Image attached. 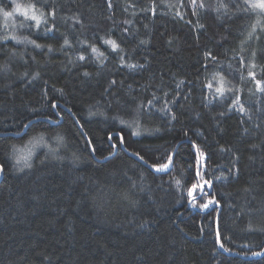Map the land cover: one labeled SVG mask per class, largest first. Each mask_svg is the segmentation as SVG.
I'll list each match as a JSON object with an SVG mask.
<instances>
[{
  "label": "trees",
  "instance_id": "obj_1",
  "mask_svg": "<svg viewBox=\"0 0 264 264\" xmlns=\"http://www.w3.org/2000/svg\"><path fill=\"white\" fill-rule=\"evenodd\" d=\"M108 4L0 0V264H264V9Z\"/></svg>",
  "mask_w": 264,
  "mask_h": 264
},
{
  "label": "snow or ice",
  "instance_id": "obj_2",
  "mask_svg": "<svg viewBox=\"0 0 264 264\" xmlns=\"http://www.w3.org/2000/svg\"><path fill=\"white\" fill-rule=\"evenodd\" d=\"M246 2H247V0H246ZM193 4H195V0H193ZM108 7L109 8L112 7L111 0H109ZM201 7H204V5L201 4ZM250 7H253V8L259 7L261 9H264V0H259L258 4L250 5ZM14 12L20 13L26 20L34 21L36 27H39V25L41 23V18L44 16L43 12H40L39 16H37V14H36L37 10L35 8V5H33V4L21 5V4L17 3L16 6H15V9H14ZM52 14L54 15V13H52ZM12 15H13V12H8V11H4L3 12V16H4L6 22H7V20L10 17H12ZM44 23H47V21L45 20ZM5 26H7V24ZM20 26L21 27H25L26 25L21 24ZM9 39H11L13 41H16V43H21L22 42L15 35H11V36L4 35L3 37H0V40H5L6 41V40H9ZM29 42L35 44V41H29ZM105 43L111 45V48H112L113 51H116L119 48V45L114 40H106ZM141 43H145V41H141ZM65 44H67V41H65ZM35 47L40 48L42 46L39 45V44H35ZM51 50H52L51 47H49V51H51ZM91 51H92V53H96L98 56H104V53L103 52H99V50L96 47H94V46L92 47ZM121 51H122V49H121ZM79 59L80 60H84L85 59L84 55H80ZM120 59L123 60V57H120ZM127 66L129 68H136L137 67V65H135V64H129ZM37 75H38V73H37ZM84 75L87 76L88 73L85 72ZM112 83L115 84V81H112ZM223 91H224V88H223V84H222V86L217 89V92L223 94ZM53 107H55V105H53ZM241 110H243V109H241ZM25 127H27V125H25ZM134 134H136V133H134ZM109 139H111V137H109ZM29 143H32V141H29ZM120 143H123V137L120 138ZM112 147H116V145L113 144ZM193 147H195V145H193ZM22 151H23L22 149H18V148H16V146H13V152L14 153L22 152ZM29 155H31V153H29ZM200 155L203 156L204 154L201 152ZM27 159H28L27 156L20 155V156L16 157V164H20L21 161H25L24 166L25 167H30L31 165L27 163ZM169 160H171V157H169ZM166 168H168V164H162V165H160L159 167L156 168V171H161L162 169H166ZM3 170H4L3 165H0V172H2ZM197 174H199V173H197ZM177 183L179 184V181H177ZM204 183L207 184L209 182L208 181H204ZM199 187L202 188L203 185H200ZM196 188H197V185H193L192 186L193 190L196 189ZM189 195L190 196L193 195V191L192 190L189 191ZM215 203L216 202L214 200H209L208 203L202 204L201 207L208 208L209 204H215ZM217 239H218V242H219V231H217ZM220 247L223 248L224 251H229V249L224 247L223 243H220ZM254 255H259V253H254Z\"/></svg>",
  "mask_w": 264,
  "mask_h": 264
},
{
  "label": "rangeland",
  "instance_id": "obj_3",
  "mask_svg": "<svg viewBox=\"0 0 264 264\" xmlns=\"http://www.w3.org/2000/svg\"><path fill=\"white\" fill-rule=\"evenodd\" d=\"M249 3L251 5L253 4H258L259 3V0H248ZM259 8V7H257ZM37 16H39L38 13H36ZM43 20V17L41 18V21ZM29 141H32V143H29ZM45 145V141H44V138L42 136H36V137H32L30 138L26 143H24L20 148L18 149H22L23 151L22 152H16L14 153V158H15V161H16V157L20 156V155H24V156H27L28 159H27V163L29 164L30 160L32 159L33 155L39 150L41 149L42 147H44ZM29 153H31V155H29ZM25 164V161H21L20 164H18V167H20L19 169H24L26 168L24 166Z\"/></svg>",
  "mask_w": 264,
  "mask_h": 264
}]
</instances>
